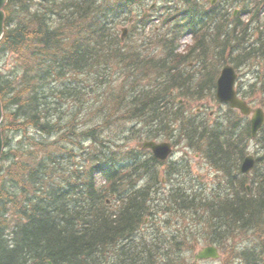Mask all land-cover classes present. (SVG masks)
Returning a JSON list of instances; mask_svg holds the SVG:
<instances>
[{
	"label": "trees",
	"instance_id": "16d2710c",
	"mask_svg": "<svg viewBox=\"0 0 264 264\" xmlns=\"http://www.w3.org/2000/svg\"><path fill=\"white\" fill-rule=\"evenodd\" d=\"M132 2L141 0L106 4L102 0H9L6 5L0 55L14 52L20 58V68L15 69L14 77L0 72L4 109L0 264H177L182 247L192 248L201 239L219 245L228 255L224 264H264V169L256 172L254 189L247 193L239 177L243 143L235 132L236 124L232 128L235 134L223 133L217 127L200 128L183 108L173 107L156 81L151 86L145 78L142 84L131 87L126 97L115 89V97L110 99L117 102L112 107L124 116L130 111V119L154 127L148 130L149 138L156 137L151 135L155 129L165 135L176 132L190 147L202 149L208 161L227 176V186L213 193L218 199H203L202 193L183 187L172 188L167 199L157 201L155 187L161 182L155 167L158 161L141 160L135 154L127 153L132 159L130 176L150 175L139 186L133 182L126 185L125 181L131 180L127 176L118 177L112 163L119 162L114 157L116 152L110 151V162L95 165L92 159L80 171L65 167L66 155L72 160V149L79 146L68 140L77 134L78 115L88 98L100 92L99 82L108 77L109 67L114 70L125 66L133 75L143 77L146 75L136 66L138 61V65L152 69L167 63L147 57L139 60L138 49L128 41L121 42L115 27L107 21L113 12L112 16L117 17L121 8ZM249 3L254 5L249 7ZM238 5L245 14L251 11L248 22L239 15L230 20L226 10L212 8V21L222 22V26L214 25V47L219 55L231 51L234 57L230 60L236 67L256 63V80L249 88L261 93L259 100L264 106V22L260 21L264 18V0H229L226 6ZM112 24H116L115 18ZM199 42L203 43V36ZM211 74L207 72L194 91H186L181 72L169 66L165 83L180 84L183 95L191 92L200 96L205 91L213 94ZM88 75L94 76L90 82L89 78H79ZM68 100L71 102L66 105ZM68 105L74 111H66ZM133 129L135 133L140 131ZM243 131L250 135L248 128ZM80 134L86 139L96 137L91 129ZM55 135L65 138L72 149L64 148L65 153L56 155ZM259 160L264 163V154ZM100 172L110 186L96 181L95 175ZM106 198L116 199L119 209H106ZM157 210L187 224L182 228L179 223L165 238L139 236L137 241L122 244V239L146 218L154 217ZM9 217H14L11 227ZM242 236L250 242L240 245L246 241ZM111 251L115 262L107 263L106 254Z\"/></svg>",
	"mask_w": 264,
	"mask_h": 264
},
{
	"label": "rangeland",
	"instance_id": "374dc122",
	"mask_svg": "<svg viewBox=\"0 0 264 264\" xmlns=\"http://www.w3.org/2000/svg\"><path fill=\"white\" fill-rule=\"evenodd\" d=\"M153 1V0H151ZM198 4H200L201 9H208L211 7V0H197ZM218 0H216L217 2ZM225 1V0H222ZM215 2V3H216ZM158 3V4H157ZM156 2H149L148 5H153V16L150 18L147 25L150 27H153L154 25H158V17L160 16V9H162V5H172L173 8L175 5H177L176 2L173 0H163L161 3L160 0H157ZM226 10L228 13L232 15V17H236L239 14V11L241 10V5H238L236 7H227ZM237 10V11H236ZM176 9L174 8L173 15L176 14ZM151 14V11L150 13ZM234 14V15H233ZM241 19H244V16L241 17ZM221 25V23L219 22ZM122 24L118 26V30H120ZM222 26V25H221ZM131 28V27H130ZM135 30V29H134ZM120 31H118L119 35ZM256 35V34H255ZM134 39L132 41L134 48H142L141 47V38H137V36H132ZM131 37V38H132ZM208 37V36H207ZM130 38V39H131ZM192 42L191 35L186 34L182 37V39L179 42V46L175 49V52L179 55L181 54V51L183 50L184 44H189ZM153 48V47H151ZM162 46L158 45L157 50H161ZM197 54V53H196ZM213 56V55H210ZM227 58L229 59V56L227 55ZM193 58L191 60L190 65L196 64ZM19 60L18 56L14 52H8L6 54L0 55V71L7 75L14 74L15 69H19ZM217 63L215 60L212 61V64ZM205 67L207 69L210 68L209 62H206ZM219 64H217L216 67H218ZM199 67V66H195ZM193 68V70L195 69ZM142 68V67H141ZM221 66L219 67V69ZM241 76L238 79V86L241 85L240 91L242 89L244 90L245 95L247 96L246 100L255 103V105L263 107L259 102V97L261 96V93L256 90H251L249 88V84L256 80L255 78V71L257 68L256 63L254 62H247L246 64L239 67ZM145 75H149L152 77V80H154L155 76H160L159 79L165 78L166 73L161 70L152 67L144 68ZM192 70V71H193ZM196 71V70H194ZM219 71V70H218ZM108 77L104 80H101L99 82L100 85V92L98 94H95L92 96V98H89L87 100L88 104H85V107L82 111L81 117L77 118V122L75 123V128L77 134L73 137H70L68 140L80 145L81 149H76L75 151L71 148V145L69 142H66L65 140L60 141L62 138L61 136L55 135L54 136V148H56V155H60L65 153L64 148L66 149H72V160L68 158V155H66V158L64 160V165L67 167L69 171H72L75 168H81L83 165V168L87 167L89 164H91L92 159H94L95 165L97 163L102 162H110V153L116 152L117 155L114 157L117 160H123L116 162L114 160L116 166L126 163L125 156H118V153L133 150L134 152L139 151L137 147V143L145 139L147 137L146 131L148 130V126H145L144 128H141L140 131L137 133H133L132 126L136 124V121H133L130 119L129 116H131L130 111L129 114L125 113V116L119 112L117 109L112 107V104L115 105L117 102V99H110V96L115 97V89H119L120 91L124 92V97L128 96V91L131 87H137L138 86V77L136 74H132L131 70H129L127 67H121L116 66L114 70H112L109 67L108 70ZM197 76L195 80L197 79V82L201 79V75L199 74V69L196 71ZM89 82L94 79L93 75L84 76L80 79H88ZM104 84V86H103ZM174 97L173 101L176 102V104L184 105L186 109L184 111H187L188 116H195L196 118L200 116V120H204V124L207 126H213L218 124V126L221 129V125L224 126L227 129V125L224 123L226 118L230 117L232 120L237 121L241 119V122L243 124H246L242 120V114L238 110H231L222 104H219L214 98H212L211 94H203L200 97H192V96H181L179 94L178 89H173ZM100 101L99 104H96V101ZM71 102V100H68L66 102V105ZM202 109V111H201ZM66 111L72 112L74 111L73 107L71 105H68L66 107ZM223 113V114H222ZM230 114V115H229ZM199 120V121H200ZM227 121V120H226ZM89 129L95 131L96 137L93 139H86V136L83 134H80L82 131H88ZM175 133V132H172ZM167 138V137H162ZM160 140H168L170 142L174 143V153L171 159H173L176 163L179 164V170L178 172H183L182 176L177 180L176 174H169V180H164L162 185L160 186V192H155V197L157 199H167L169 195V190L172 188H175L177 190L182 189L183 187L187 189L188 191H193V193L200 192L202 195H204L207 199L210 198V196H215L213 193L217 189L216 181H220L219 177L217 175H220V173L213 167L211 164L205 163L202 158L198 157L199 154H196L197 150H193L189 148L184 140L181 137H169L167 139H160ZM58 141V143H55ZM245 148L244 151L246 154H253L257 157L258 151L261 149L260 144L255 139H244ZM87 147H94L95 150H89L94 152H87ZM101 148H106L104 152L98 154L99 150ZM86 150V151H85ZM262 150V149H261ZM67 160V161H66ZM66 161V162H65ZM66 163V164H65ZM163 169V168H161ZM257 172L262 170V167H257ZM165 174V171H162ZM167 173V172H166ZM167 176V175H166ZM168 177V176H167ZM98 179H101L99 174L97 175ZM250 183V181H247ZM112 208V207H109ZM119 208V207H118ZM160 211V210H159ZM158 221L152 220L149 222V224H144L141 227H139V233L138 235H145L146 238L150 237L151 234L156 233L164 234L165 230H176L179 226V223L181 224V227L183 228L187 223L186 221H180L181 219L172 216V214L163 215L158 214L157 216ZM166 219L168 222H163V220ZM9 224L10 226L13 224V218L9 217ZM154 230L153 233H150L151 230ZM246 236H242V240H246ZM250 242V240H246L245 242L240 243H247ZM202 244L199 242L194 249L182 247V253H181V259L182 264H194L193 263V253L194 250L200 247ZM112 256V260H111ZM227 254L223 253L222 258H227ZM107 263H114L115 259L113 257V251L106 254ZM225 258V259H226ZM114 260V261H113ZM196 264H224V261H209V260H202L196 262Z\"/></svg>",
	"mask_w": 264,
	"mask_h": 264
},
{
	"label": "water",
	"instance_id": "95a60500",
	"mask_svg": "<svg viewBox=\"0 0 264 264\" xmlns=\"http://www.w3.org/2000/svg\"><path fill=\"white\" fill-rule=\"evenodd\" d=\"M6 0H0V37L3 33V12L1 10L2 6ZM235 79V74L233 72V69L230 67H225L222 71V74L218 80V97L222 100L229 101L232 106L240 108L242 113L248 114L252 109L242 100H239L235 96V92L233 90V81ZM255 115L252 119V133L255 134L256 129L259 127V125L263 121V113L261 109H255L254 110ZM0 118H1V106H0ZM145 147L151 148L153 151H155L156 155L159 157H164L168 150H169V144L167 143H160L157 144L155 142H146L144 143ZM2 150V139L0 134V154ZM254 164V160L252 156H247L242 165L241 170L243 172H248L250 169H252ZM217 258L219 257V253L217 249L213 246H206L203 247L201 250L198 251V253L195 255V259L199 258Z\"/></svg>",
	"mask_w": 264,
	"mask_h": 264
},
{
	"label": "bare ground",
	"instance_id": "6f19581e",
	"mask_svg": "<svg viewBox=\"0 0 264 264\" xmlns=\"http://www.w3.org/2000/svg\"><path fill=\"white\" fill-rule=\"evenodd\" d=\"M163 24L162 23H159L158 24V26H162ZM173 107H175V106H173ZM181 111V110H180ZM1 120H3V115L1 114V118H0V121ZM133 121H136L135 119L133 120ZM145 126H148L147 128H148V130L149 129H152V128H154V127H152L150 124H147L145 121H143V120H138V121H136V124L134 125V126H132L133 128H135L136 130H141V128H144ZM148 130L146 131V133H148L149 134V132H148ZM138 134V133H137ZM137 145V147H143V145L140 143V141L136 144ZM81 146L79 145L76 149H81L80 148ZM75 149V150H76ZM90 149V147H87V150H89ZM74 150V151H75ZM86 151V150H85ZM87 152V151H86ZM121 250L119 251V253H120V255H121Z\"/></svg>",
	"mask_w": 264,
	"mask_h": 264
}]
</instances>
